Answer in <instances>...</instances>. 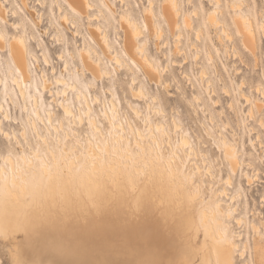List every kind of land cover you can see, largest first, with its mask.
Here are the masks:
<instances>
[{
    "label": "bare ground",
    "instance_id": "obj_1",
    "mask_svg": "<svg viewBox=\"0 0 264 264\" xmlns=\"http://www.w3.org/2000/svg\"><path fill=\"white\" fill-rule=\"evenodd\" d=\"M21 1L22 4L27 7V0ZM56 1L60 10L65 7L62 2H65L67 5L62 19L65 23L71 22L70 16L76 18V16H81L82 14L88 16L89 20L90 18L92 20L96 19L91 17L93 14L90 15L88 13V10L94 8L95 5L98 6L100 12L105 11V8L100 1L95 3L92 0ZM188 1L190 2L192 0ZM209 1L211 2V5H213V8L208 10L205 25L203 22V24H199V26L195 28L194 25H192L191 16L189 15L183 17L184 25L189 29L195 30L194 32L197 38L205 35L204 28L207 26L219 27L220 25V27L222 26V29H219L225 33L224 36H228L226 40L232 37L230 36L232 31H229L228 27L233 26L235 27L236 32L240 35L242 48H244L249 54L255 56L260 43L259 32L264 33V9L259 11V16L257 17L256 7L249 0ZM221 1L223 2L222 4L220 3ZM222 6L223 9L221 11L220 7ZM124 9L126 10V8ZM8 11V7L4 1L0 0V21H6L8 19ZM29 13L34 17V12L29 11ZM150 13H152V10L147 11L145 17V12L143 11L141 13L142 17L140 18L142 21L145 19L150 31L153 32L157 38L161 37L163 29L158 26H154V21ZM181 13L180 0H165L162 6V17L165 19L172 32H175L176 29H181L182 24L179 20ZM194 14L195 16L198 15L199 10L195 8L193 15ZM95 17L99 16L96 15ZM122 22L124 23L122 25L124 30V40L122 34L121 46L117 49L115 42L109 39L114 44L113 54H110L109 52L112 45L108 40L106 33L104 32V34H102L103 28L101 24L90 26V33L94 37L88 33L90 39L86 38L87 41L94 45H99L104 55L111 56V58L114 59L116 66L131 64L134 68H136V70L140 71V66L138 65L139 63L150 80H161L162 73L147 52L146 39H144L142 43L139 42V38L143 37L144 34L143 27L137 20L126 14L122 15ZM11 24L13 27H19L15 21L13 23L11 21ZM74 24V21L71 22L72 27L75 26ZM5 31L6 29L0 28V49L8 51L10 59L8 68L12 73V82L15 86V91L12 89V92H9L8 100L15 104V99L20 96L27 105L28 97L31 96L34 100L40 123L44 125L48 131H50L51 128L54 129L57 132L58 138L55 143L57 146L55 148L51 147L49 145L47 135L41 133L38 126V120L35 116H33L30 120V125L35 135L46 145L47 156L32 147V144L27 136V127L23 125L21 135L26 140L27 147L32 149V154L28 155L25 152V144L20 140L16 131H9V129L4 126V121L14 123L16 121L14 120L15 117L12 116L5 102H0V114L2 115V117L0 116V131L5 137L15 140L17 147L20 148V150L17 151L15 147V155L13 153H7L5 155L0 154V189H3V191L0 192V198L6 199L9 207L15 212L22 213L29 207L36 206L41 203L47 204L51 202L54 197L59 199L61 190H63L66 194H72L73 197L78 199L80 206L90 202L92 198L99 201L105 196H111L112 193L115 192V198H117L121 204L124 205L125 209L129 204L134 205L136 200L150 198L153 203L154 215L162 221L166 217L169 224L172 225L171 232H168L167 230L165 231L166 243L164 246L160 249H156L155 247L151 250L142 249V255L139 254V250L137 249L133 254H126V256L124 255L118 258L106 256L101 257V254L92 256L58 254L59 257L45 256L43 258H38L37 260L106 258L134 260L155 254V258L164 259L165 261H176L177 263L184 257L189 261L197 262V264H235V252L236 249L239 248L236 240L242 239L243 236L242 233H235L231 230V223L228 220L232 218V214L227 209L228 203L224 199L227 198L233 201L236 200L238 191L233 190V177L240 171L243 165L249 167L252 164L249 159L239 157L240 149L235 145V140L232 138L230 139V137L222 131L219 133L222 143L217 142V144L219 146L218 149L223 151V158L226 160L225 175H223L221 171V177L217 178L214 171V164L210 159H207V157H203L202 159L203 164L206 166L205 168H202V165L197 161L194 162L196 169H194L192 174L186 171L185 161L180 157H176L179 155V150L176 149L172 143V136L170 134L168 124L165 121L154 123L149 114H144L133 103H130V107L134 114L137 117L143 115L146 117V120L148 121V131L145 133L142 129L138 128L133 120L126 114L127 125L134 135L133 144L139 147L135 150L131 148L130 144L126 143V141L130 140V137L126 133L127 127L125 120L121 116L117 101L111 99L114 116H111L107 106H105L104 111L106 121L112 128V141L117 142V144L113 143L106 137V132L99 124L97 118L90 116L89 122L91 123V128L94 132L98 133L97 140H94L90 134H87L88 144L86 147L79 146L81 144L79 139H77L79 144L74 145L70 143L68 148L64 146L61 147V145H59L62 141L61 134L59 133L60 129L64 130L65 136L68 139L72 138V134L78 137V130L73 129L71 132L64 126L63 121H61L59 125L54 123V114L50 108H47V118L43 116L40 109V106L42 105L40 93H37L36 91L30 95L28 91V83L33 81L34 77L29 65L30 49L27 37L24 32H20L14 35L10 40H6ZM223 32L222 34L220 32L219 40L223 38L221 37ZM180 34L181 31L176 39H180ZM83 37L85 39V35H83ZM233 37L235 38V36ZM233 39L230 41H233ZM222 41L224 40L222 39ZM90 43H87V45H85V47L80 51L85 69L95 78L107 76L108 71L103 70L101 67V63L103 62L102 54L94 45ZM176 46L178 47L177 44ZM227 47L226 51L228 50ZM232 48L234 47L232 46ZM178 51L180 52V49ZM229 51L230 50H228V52ZM197 53L196 55L199 56V51H197ZM235 53V58L239 56L238 58L242 60V56L240 57V55ZM42 54L44 60L47 63H50V57L45 51V47ZM59 57L64 58V55L60 54ZM209 57L214 60L212 51L209 52ZM64 60L67 64L68 61L65 58ZM201 72V75L205 77L204 74L207 72L204 71V69ZM188 75L189 74H187V77ZM42 76V91H49L50 94H52V90L49 88L45 73H43ZM189 79L192 81L191 76ZM57 81L59 84H63L65 79L62 76H58ZM3 83L4 78L0 73V85ZM133 83H135V78ZM192 83H194V81ZM210 83L213 84L212 82L207 81L206 90ZM243 83H246L245 79L243 82L241 81L242 85ZM241 84L238 83V96L241 97L246 104L248 103V115L253 118L255 111L259 112L264 107V101L262 102L263 105L259 104L257 102L258 100L256 101L252 98L251 94L242 90L243 86ZM193 85L194 84H192V86ZM213 86L211 87L215 88V86ZM68 87L73 89L75 88V84L69 83L67 88ZM194 87L195 86H193V88ZM225 87L226 86H224V89ZM227 88L223 90V92L226 91L225 93H227V95H231L228 94L231 92L229 91L230 88ZM210 90H208V94H211ZM257 90L262 92L264 95V75L261 82L256 86V92L258 93ZM215 91L216 89L212 92ZM215 93L217 95V92ZM143 95L147 96L143 87L140 86L133 90L134 98L139 99V97ZM231 96H233V94ZM153 98L155 100L158 99L157 96H154ZM195 98L196 101L202 102V96L199 93L195 95ZM82 99L85 101V104L90 111L92 108V101L87 91L83 92ZM95 99H98V97L96 96ZM219 102L220 101L218 100V103L217 101L215 103L219 104ZM149 106L151 107L150 103ZM230 106L233 109L234 102L231 101L228 107ZM61 108L66 115L71 116L70 122L73 126L80 127L83 125L85 118L81 111L77 114L73 106L65 102H61ZM156 112L160 114L165 113L162 108L158 109ZM222 114L224 115L225 112H222ZM260 120L259 122L261 123H259V125H262L261 127L264 128V122H262L264 119L261 117ZM229 123L227 125H229ZM242 124L243 122L239 120V125ZM173 125L177 131L181 129V125L176 118H173ZM117 129L121 132L116 131ZM205 129L207 134L212 133L210 127ZM253 129V126L249 128L250 131ZM156 130L161 131L162 136H167L168 144L171 145L172 150H174L173 155L170 156L164 153V149L160 146L161 142L159 141ZM254 132H256L255 129ZM179 136L178 147L183 148L188 157L194 156L197 152L191 138L185 131H181ZM259 136L260 135H257V140H259ZM209 137L212 138V136ZM213 137L215 140L216 136L214 135ZM147 138H149V140H147ZM200 140H202V138L198 139V141ZM123 141H125V143H123ZM250 142L252 143L253 140ZM260 143L261 142H259V144ZM203 144L205 145V143ZM244 145L245 144L242 143V148H244ZM258 170V168H255L253 170L254 173H249L248 170L244 171V178L248 182V185H250L254 180H259L258 178L260 177H257L259 176ZM197 174H201L203 177H208L210 179L215 178L217 179V184H220L221 182V187H215V184H209L211 196L208 199L203 195L205 182L204 180H198L195 178V175ZM237 209L238 207L235 204V213L238 212ZM173 216L176 218L175 222H173ZM234 221L235 223H240L242 219L240 217H234ZM253 227L255 230L258 229L257 224H253ZM261 234L264 233H260L258 236ZM262 242H264V235H261L259 239L254 238L256 263L253 258L250 257V264H259L262 252ZM245 247H248V241L245 242ZM168 251L172 252V258H166V252ZM243 251L244 250H242L241 255L244 254ZM50 252L54 255L57 254L52 250H50Z\"/></svg>",
    "mask_w": 264,
    "mask_h": 264
},
{
    "label": "rangeland",
    "instance_id": "obj_2",
    "mask_svg": "<svg viewBox=\"0 0 264 264\" xmlns=\"http://www.w3.org/2000/svg\"><path fill=\"white\" fill-rule=\"evenodd\" d=\"M2 1H4L8 7V19H10L0 21V28L6 29V40H10L14 35L20 32H24L28 40L30 49L29 65L34 77L33 81L28 83L30 95L36 91L40 93L42 98L40 109L44 117L47 118V108H50L54 114V123L59 125L61 121H63L64 126L71 132L73 129L78 130V137L72 134V138L68 139L65 136L64 130L60 129L59 133L61 134L62 141L59 145H61V147L64 146L68 148L70 143L74 145L79 144L77 139L81 142L79 146L86 147L88 144L87 134H90L94 140H97L98 133L94 132L91 128V123L89 122L90 116L97 118L99 124L106 132V137L112 141V128L106 121L104 111L105 106H107L111 116H114L111 99L117 101L121 116L125 120L127 127L126 133L130 137V140L126 141V143L130 144L131 148L135 150L139 147L133 144L134 135L127 125L126 116L128 115L136 126L145 133L148 131V121L146 117L144 115L137 117L134 114L130 107V103H133L144 114H149L154 123L165 121L168 124L172 136V143L175 148L179 150V155L176 157H180L185 161L186 171L192 174L194 169H196L194 162L197 161L202 165V168H205L206 166L203 164L202 159L203 157H207V159H210L214 164V171L217 178L221 177V171L223 175H225L226 160L223 158V151L218 149L219 146L217 144V142L222 143L219 133L222 131L230 137V139L232 138L235 140V145L240 149L239 157L249 159L252 164L249 167L243 165L240 171L233 177V190L238 191L236 200L233 201L227 198L224 200L228 203L227 209L232 214V218L228 220L231 223V230L235 233H242L243 236L242 239L236 240L239 248H237L235 252V264H250V257H252L256 263L254 238L259 239L261 235H264L261 234L258 236V234L264 233V128L261 127L262 125H259V123H261L259 122L260 118L262 117L264 119V107L259 112L255 111L253 118H251V116L248 115V103L246 104V102L238 96V83L241 84V81L243 82L245 79L246 83H243V85L241 84L243 86L242 90L251 94L254 100H258L257 102L263 105L264 95L258 90V93L256 92V86L261 82L264 75V63L261 62L259 55L264 51V33L259 32L260 43L255 56L249 54L242 48L240 35L233 26L228 27V29L232 31V33H229L230 36H235V38L233 37L235 40L232 37L226 40L228 36H224L225 33L221 31L222 26L220 27V25L219 27L207 26L204 28L205 35L197 38L194 32L195 30L189 29L184 25L183 17L187 15L191 16L192 25H194L195 28H197L199 24H203V22L205 25L208 10L213 8L209 0H192L190 2L188 0H180V9L182 13L179 16V20L182 26L180 30L176 29L175 32L170 30L167 22L162 17V6L165 0H148L149 6L143 5L144 0H123L126 2V10L124 8H118L111 0H92L94 3L100 1L105 11L100 12L96 5L95 7L93 5L94 8L88 10L90 15L93 14L91 16L92 18L99 19H97V21L91 18L89 20L88 16L85 14L76 16V18L70 16L71 22H75L74 27H72L71 22L65 23L62 21L66 11L65 7L67 6L65 2H62L65 7L60 10L56 0H27V7L22 4L21 0ZM249 1L256 7L258 17L259 11L264 9V0ZM220 3L222 4L223 2L221 1ZM195 8L199 10V14L196 16L195 14L193 15ZM222 9L223 6L220 7L221 11ZM149 10H152L150 14L153 18L154 26L163 29L161 37L157 38V36L150 31L145 19L142 21L140 18V14L143 11L146 17V13ZM29 11L34 12V17L31 16ZM95 14L99 17H95ZM123 14L137 20L143 27L145 36L143 34V37L139 38V42L142 43L144 39H146L147 52L161 71V80H150L149 77L146 76L141 65L135 59L134 60L140 66V71L136 70L131 64L118 65L120 67L116 66L114 59L111 58V56L104 55L99 45H94L85 40L86 35L84 43L79 44L77 35H84L82 29L85 27L87 28V33H90V26L98 24L102 25V34H104V32L106 33V30L115 29L116 32H121V34H123L124 40V30L122 28L124 24L122 22ZM11 21L12 23L14 21L17 22L19 27H13ZM180 31V39L178 40L176 38ZM219 31L221 34L223 32L221 36L223 38L220 40ZM222 39L224 41H222ZM232 39L233 41H230ZM87 43L94 45L102 54L103 62L101 63V67L103 70L108 71L107 76L95 78L85 69L80 51ZM110 43L112 47L109 52L113 54L114 44L111 41ZM232 46L234 48H232ZM44 47L50 57V63L44 60L42 54ZM226 47L230 50V53L228 50L226 51ZM197 51H199V56L196 55ZM210 51L213 52L214 60L209 57ZM235 52L240 55V57L242 56V60L238 58V55V57L235 58ZM60 54L64 55V58L68 61L67 64L64 58L59 57ZM9 63L8 51L0 49V73L4 78V83L0 85V102H5L16 121L15 123L4 121V126L9 129V131H16L20 140L25 144V152L31 155L32 149L27 147V142L21 135L23 125H25L27 127V136L32 147L47 156L46 145L35 135L30 125V120L33 116L37 118L41 133L47 135L49 145L54 148L57 146V144H55L58 138L57 132L52 128L48 131V129L40 123L34 100L31 96L28 97L27 105L20 96L15 99V104L8 100L9 92H12V89L15 91V86L12 82V73L8 68ZM203 69L207 72L204 74L205 77L201 75ZM43 73L46 75L52 94H50L49 91H42L41 89ZM187 74H189L188 77ZM58 76H62L65 79L63 84L58 83ZM190 76L192 81L189 79ZM134 78L135 83H133ZM193 81L194 83H192ZM207 81L213 84L210 83L206 90ZM69 83H74L75 88H67ZM192 84H194V88ZM213 85L215 88L211 87ZM140 86L143 87L147 96H140L139 99L134 98L133 90ZM224 86H226L225 89L227 87L230 88L229 91L231 92L228 94H233V96L227 95V93H225L226 91L223 92V90H225ZM66 88L67 90L65 91ZM212 89H216L215 92H217V95L215 92H212L214 91ZM208 90L211 91V94H208ZM84 91L89 93V97L92 101V108L90 111L85 101L82 99ZM197 93L202 96V102L196 101L195 95H197ZM96 96L98 99H95ZM154 96H157L158 99L155 100L153 98ZM218 100L220 101L219 104H217ZM214 101H217V103ZM231 101L234 102L233 109L231 106L228 107ZM61 102L71 104L77 114L80 111L83 113L85 121L82 126L76 127L72 125L70 122L71 116L66 115L62 110ZM213 104L217 105L214 106ZM160 108L164 109L167 114L156 112ZM222 112H225V114L223 115ZM0 116L2 117L1 114ZM173 118H176L181 125L179 131L173 127ZM239 120L243 122L242 125H239ZM262 122H264V120ZM228 123L229 125H227ZM251 126H253L256 132H254V129L251 131L249 130ZM209 127L212 131L211 134L206 133L207 131L205 128ZM116 131L121 132L118 129ZM181 131H185L191 138L196 148V156L188 157L183 148L178 147L180 138L179 133ZM156 133L161 142L160 146L164 149V153L170 156L173 155L174 150H172L171 145L168 144L167 136H162L159 130H156ZM214 135L216 136L215 140L213 137ZM257 135H260L259 137L261 140L260 138L257 140ZM209 136H212L213 139ZM201 138L202 140L198 141V139ZM147 140H149V138H147ZM251 140L256 142L251 143ZM259 142H261L263 146L261 143L259 144ZM113 143L117 144V142ZM123 143H125V141H123ZM203 143H205V145ZM242 143L245 144L244 148H242ZM15 147L17 151L20 150L15 140L5 137L0 131V154L5 155L7 153H13L15 155ZM255 168L260 170V172L258 170L259 176H257L260 178L248 185V182L244 178V171L248 170L249 173H254L253 170ZM195 178L204 180L203 195L207 199L211 196L209 184H215V187H221V182L217 184V179L215 178L210 179L208 177H203L201 174L195 175ZM235 204L238 207L237 213L234 212ZM234 217H240L242 221L240 223H235ZM253 224H257L258 229L255 230ZM246 241H248V247H245ZM138 250L139 254L142 255L143 250ZM242 250H244L243 255H241ZM124 255L126 256V254H120L111 257L118 258ZM45 256L59 257L58 254L54 255L51 253L50 249H34L30 243L28 244L21 233L15 234L14 239L11 241L0 238V264H10V262L16 258L37 260ZM171 256V251L166 252V258H172ZM101 257H105V255L101 254ZM185 263L197 264V262L189 261L184 257L178 263L173 261V264Z\"/></svg>",
    "mask_w": 264,
    "mask_h": 264
},
{
    "label": "snow or ice",
    "instance_id": "obj_3",
    "mask_svg": "<svg viewBox=\"0 0 264 264\" xmlns=\"http://www.w3.org/2000/svg\"><path fill=\"white\" fill-rule=\"evenodd\" d=\"M264 63V51L260 54ZM6 187V186H5ZM3 189H0L2 192ZM111 196L80 206L78 199L61 190L47 204L29 207L15 212L6 199L0 198V238L13 240L21 233L34 249H50L60 255H100L107 257L133 254L137 249H160L166 243L165 231L172 225L153 213L150 198L124 205ZM176 218L173 216V222ZM6 222V223H5ZM10 264H173L172 261L155 258V254L134 260L120 259H73L36 260L13 259ZM259 264H264V242Z\"/></svg>",
    "mask_w": 264,
    "mask_h": 264
},
{
    "label": "built area",
    "instance_id": "obj_4",
    "mask_svg": "<svg viewBox=\"0 0 264 264\" xmlns=\"http://www.w3.org/2000/svg\"><path fill=\"white\" fill-rule=\"evenodd\" d=\"M111 1L114 2L117 5L118 8H125L126 7V3L123 2L122 0H111ZM143 5L149 6V1L148 0H144L143 1ZM140 17H142V14H140ZM95 20L97 21V18ZM82 30H83L82 32L84 33V35H86V38L87 39H90L89 38L90 36L87 33L88 32L87 31V28L84 27ZM106 34H107V37L111 41H114L115 42V46L118 49L119 46H121V41H122V34H121V32H116L115 29H109V30H106ZM77 36H78L79 44H82L83 41H84L83 35L82 34H78Z\"/></svg>",
    "mask_w": 264,
    "mask_h": 264
}]
</instances>
